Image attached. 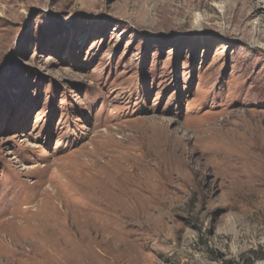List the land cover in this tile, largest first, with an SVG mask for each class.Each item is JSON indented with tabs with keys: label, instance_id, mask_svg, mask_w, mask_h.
Wrapping results in <instances>:
<instances>
[{
	"label": "rangeland",
	"instance_id": "374dc122",
	"mask_svg": "<svg viewBox=\"0 0 264 264\" xmlns=\"http://www.w3.org/2000/svg\"><path fill=\"white\" fill-rule=\"evenodd\" d=\"M0 264H264V0H0Z\"/></svg>",
	"mask_w": 264,
	"mask_h": 264
},
{
	"label": "bare ground",
	"instance_id": "6f19581e",
	"mask_svg": "<svg viewBox=\"0 0 264 264\" xmlns=\"http://www.w3.org/2000/svg\"><path fill=\"white\" fill-rule=\"evenodd\" d=\"M199 20H197V22H198Z\"/></svg>",
	"mask_w": 264,
	"mask_h": 264
}]
</instances>
